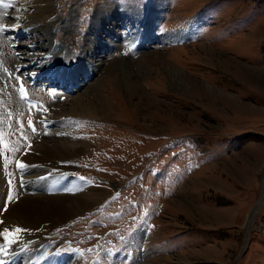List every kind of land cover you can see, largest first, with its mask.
Returning a JSON list of instances; mask_svg holds the SVG:
<instances>
[{"label":"rangeland","instance_id":"obj_1","mask_svg":"<svg viewBox=\"0 0 264 264\" xmlns=\"http://www.w3.org/2000/svg\"><path fill=\"white\" fill-rule=\"evenodd\" d=\"M107 1L0 0V141L20 146L7 176L24 192L18 162L53 130L82 148L77 183L58 186L98 203L40 227L76 264H264V198L248 217L264 190V6ZM34 51L46 61L29 72L46 79L17 73ZM53 72L86 81L68 91Z\"/></svg>","mask_w":264,"mask_h":264},{"label":"bare ground","instance_id":"obj_2","mask_svg":"<svg viewBox=\"0 0 264 264\" xmlns=\"http://www.w3.org/2000/svg\"><path fill=\"white\" fill-rule=\"evenodd\" d=\"M114 1L115 0H108L107 6L113 9L114 7L112 4ZM24 51L20 53L24 54ZM41 54L43 53L36 55V52L34 51L28 54L26 53L25 56L23 55L22 60L30 59V61H22L21 63L19 60L18 63L16 62L19 67L17 73H19V75L26 74L29 79H46V76L42 77L40 74L39 75L41 77H38L39 75L32 76L29 72L33 68L37 67V63L33 62V60H41L38 63L40 65L43 63L44 65L46 56H42ZM90 54L91 53H89V55ZM9 55L10 57L13 56L11 53ZM43 59H45V61ZM94 71H96V68ZM49 75L50 76L47 77L51 79L50 83L62 87L69 85L68 91L71 89H74L73 91H75L77 87H82L83 83L86 81L82 79H69L68 75L64 73L61 74L60 72H53ZM51 75L54 76L52 77ZM42 79H40L39 82H42ZM28 83L20 80L19 85L17 86L18 97L19 100L26 103V105L32 106L30 104V100H28V97H30L29 94H31ZM36 83L38 82L34 80L33 84ZM21 85L24 89L23 96L21 93ZM53 94L54 93H51L50 95L55 96L57 93ZM9 96H11V94ZM14 98L15 97L12 94V97L10 98L12 103H9V105L7 104V107H11L12 110H15L13 106L16 104ZM34 98L37 97H30L31 100ZM92 99L93 98H88L86 102L83 101V99L81 100V97L78 96L75 105H78V103H84L82 105L87 107V110H94V108H92V104H96L95 97L94 100ZM58 100L63 99L60 97L57 99L55 96L50 100V102L52 101L58 103ZM73 104L74 103H72V105ZM66 114H68V112ZM51 120L52 119H50V121ZM51 124L52 121L49 126H51ZM2 132L5 133V131ZM2 132L0 129L1 135ZM53 132L55 133L56 130H53L49 135H43L44 133H41L44 140L38 142L37 144L35 143L36 145L33 148H30V150L20 158L19 163H23L25 167H19L18 169L22 171V174L19 173V180L22 182L24 192L27 194L22 192L23 190L18 188V186L16 187L13 185L11 182L13 175H10L9 177L7 176V172H5V165H8V163H11L13 160V158L12 160L10 159V157L15 153H13V148L17 150L20 146H17L16 148L13 146V148H10L7 141L2 140V143L0 141V264H19V261L23 256L26 257L23 260L24 264H26V260H30L27 264H76L75 259L70 258L71 256L66 257V254H56L57 244L52 240V238L48 237L45 232H42L40 227L46 222L60 225L61 223L74 218L78 214H82L86 210L94 208L95 204H97L99 200L98 197H95V193L84 194L77 188H72L73 186H64L63 188L58 186L65 179L67 180V183L71 185L77 183L74 178L68 175V172L73 168L72 165L74 156L81 152L82 148L66 143L64 139H62L63 141H59V139L50 142L51 138L54 137L51 136L54 134ZM47 133H49V131ZM65 134H68V130H64L62 132L60 131L55 137L64 138L63 135ZM45 139L50 140L46 141ZM28 143L34 144L33 142ZM5 150L8 152V156L5 155ZM23 173L28 179V188H25L27 185L25 183L26 179L23 178ZM9 197H11V199H9ZM15 198L17 199L15 200ZM263 198L264 190L262 191L259 201L253 211L248 216L249 221L258 210V205L262 203L261 201ZM17 229L20 231H16ZM18 243L23 244L21 250L19 252L10 253L9 247Z\"/></svg>","mask_w":264,"mask_h":264},{"label":"snow or ice","instance_id":"obj_3","mask_svg":"<svg viewBox=\"0 0 264 264\" xmlns=\"http://www.w3.org/2000/svg\"><path fill=\"white\" fill-rule=\"evenodd\" d=\"M0 30H4V26H0ZM21 93H22V96L24 95V89H23V86L21 85ZM29 126H31V121H29ZM35 129H33V131H34ZM18 166L20 167V168H23V167H25V165L23 164V163H19L18 162ZM9 199H11V197H9ZM16 231H20L19 229H17Z\"/></svg>","mask_w":264,"mask_h":264},{"label":"trees","instance_id":"obj_4","mask_svg":"<svg viewBox=\"0 0 264 264\" xmlns=\"http://www.w3.org/2000/svg\"><path fill=\"white\" fill-rule=\"evenodd\" d=\"M255 6L256 7L264 6V0H257V3ZM262 53L264 54V48L262 49Z\"/></svg>","mask_w":264,"mask_h":264}]
</instances>
